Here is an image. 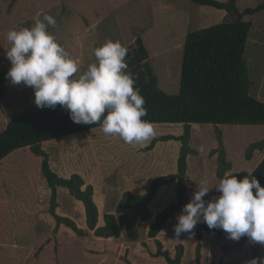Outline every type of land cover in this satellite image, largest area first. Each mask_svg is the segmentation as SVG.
Listing matches in <instances>:
<instances>
[{
	"label": "rangeland",
	"instance_id": "rangeland-1",
	"mask_svg": "<svg viewBox=\"0 0 264 264\" xmlns=\"http://www.w3.org/2000/svg\"><path fill=\"white\" fill-rule=\"evenodd\" d=\"M262 2L264 0H237V6L243 11ZM38 14L41 19L43 14H49L56 20L55 26H49L48 31L78 62L77 77L95 62V47L112 40L128 49L134 46L136 36H140L148 49L149 63L157 75L158 87L175 94L179 87L185 34L221 22L224 11L191 0H0V72L6 70L4 94L0 95V131L10 113H20L35 105L32 87L23 83L13 85L7 78L11 64L6 52L11 47L7 40L8 31L32 27ZM244 19L251 21L244 51L250 76L249 93L264 103V9L244 15ZM152 124L156 135H179L182 132L180 123ZM89 130L92 128L44 141L41 147L48 154L53 171L87 173V182L84 181L94 186L103 214L114 212L115 204L124 192V185L119 181L124 167L134 164L138 169L142 168L149 161L156 160L159 150L167 148L169 152L162 156L160 165L154 162L153 169H145L142 176L149 179L151 175L157 177L176 170L177 157H174L179 149L176 150L174 143L159 141L151 150L143 151L142 147L125 143L119 136L106 135L102 127ZM217 130L221 132L225 159L231 164L224 176L239 171L250 173L264 156V149L254 150L248 160L244 155L249 143L264 137V124L214 126L193 123L189 145L196 154L187 156L185 172L190 199L202 180H207L210 187L205 202L220 195L215 187L222 179L216 176ZM166 186L158 188L148 205L153 214L151 221L154 214L164 208L162 204L176 201V183ZM49 196L50 190L40 172V158L31 155L28 149L14 150L0 161V264H166L163 257L152 255L156 250L154 239L146 235L150 220H137V240H130L123 229L119 238H111L118 242V251L98 256L86 248L87 243L93 246H100V243L87 228L75 198L65 187L59 186L55 212L73 220L87 233L84 237L77 236L62 224L55 228L48 211ZM178 215L167 221L156 238L172 257L175 246L182 244L181 264H196L197 242L199 264H245L251 258L248 243L242 241L231 247L237 241L229 239L226 232L219 236L213 230L202 232L198 240L194 229L191 236L185 233L177 238L174 226ZM259 246L261 257L264 256V245Z\"/></svg>",
	"mask_w": 264,
	"mask_h": 264
},
{
	"label": "trees",
	"instance_id": "trees-1",
	"mask_svg": "<svg viewBox=\"0 0 264 264\" xmlns=\"http://www.w3.org/2000/svg\"><path fill=\"white\" fill-rule=\"evenodd\" d=\"M191 1L198 5L222 9L224 16L219 23L185 34L177 93L169 94L158 87L157 75L149 63L148 49L140 36H136L134 46L128 48L125 57L128 65L126 71L132 74L135 80L134 87L139 90L145 100L144 107L147 109V115L142 119L156 124H182V132L179 135L157 134L141 148L143 151H148L159 141H178L180 145L176 158V170L173 173L154 177L141 194L124 191L115 204L114 212L103 214L102 224H98V208L93 199L92 185L85 184L83 178L77 173L69 177L58 175L50 167L48 154L41 147L44 141L101 127L102 121L93 125L77 124L70 119L68 111L60 105L54 109L39 108L34 105L20 113H10L9 120L0 131V161L18 149H28L31 155L40 158V172L50 190L48 211L54 219L55 228L62 224L70 228L77 236H86L87 233L73 220L55 212L57 187H65L72 197L81 201L85 224L98 238L95 241L100 243V246L86 244V248L92 250L90 251L92 254L103 256L107 252H117L119 244L111 238H119L123 229L130 240H137L139 235L137 220L142 222L150 220L153 214L148 205L155 197L158 188L175 182L176 201L168 203L154 215L153 220L148 224L146 235L154 239L156 250L153 256L163 257L166 264H181L182 244L175 246L172 257L156 236L168 220L176 213H181L182 207L190 200L185 182L186 158L189 154H196V150L189 145L191 125L193 123L214 126L264 124V103L249 93L250 76L244 60L246 41L251 27V21L245 20L244 15H252L264 9V2L240 11L237 0ZM5 74L6 70L0 72V95L4 94ZM216 138L219 145L216 176L225 178L227 176L224 174L231 168V164L225 159L219 130H217ZM256 149H264V137L248 144L245 158L250 159L252 152ZM250 173L264 187V156ZM232 174L236 175L237 179H242L249 173L239 171ZM253 193L255 194V190ZM211 230L218 236L224 233L220 228L209 229L201 219L195 227V235L200 240L202 232L208 233ZM242 241L248 243L251 257L260 256L259 244L251 242L247 237H242L231 247H236ZM195 260L196 264H199V242L195 246Z\"/></svg>",
	"mask_w": 264,
	"mask_h": 264
},
{
	"label": "clouds",
	"instance_id": "clouds-1",
	"mask_svg": "<svg viewBox=\"0 0 264 264\" xmlns=\"http://www.w3.org/2000/svg\"><path fill=\"white\" fill-rule=\"evenodd\" d=\"M55 24L53 16L43 14L41 19L38 14L32 27L8 31L11 47L6 57L11 67L7 78L13 85L32 87L37 107L60 105L73 122L93 125L102 121L106 135L144 147L156 131L151 121L142 119L147 109L132 74L126 71L128 49L119 41H105L93 49L95 62L77 77L78 62L48 31ZM215 187L220 195L205 202L210 187L207 180L200 182L176 218L175 236H191L202 218L209 229L220 228L229 239L247 237L264 245V187L259 181L252 173L242 179L231 174ZM245 264H264V256L251 257Z\"/></svg>",
	"mask_w": 264,
	"mask_h": 264
},
{
	"label": "crops",
	"instance_id": "crops-1",
	"mask_svg": "<svg viewBox=\"0 0 264 264\" xmlns=\"http://www.w3.org/2000/svg\"><path fill=\"white\" fill-rule=\"evenodd\" d=\"M222 11H224V10H222ZM223 14V13H222ZM90 131H94V128H92V130H89L88 132H90ZM77 134V133H76ZM178 135V134H177ZM166 142H168V143H171V145L174 143L175 145H176V150L178 151V149H179V145H180V143L178 142V141H175V140H168V141H166ZM159 149V148H158ZM168 149L166 148V150L164 149V150H162V151H160L159 150V152H158V154H157V157H156V160L155 161H153V160H151V161H149V163L147 164H145L144 165V167H142V168H137L134 164L132 165V166H130V167H124V169H122L123 171L121 172V174H122V176L120 175V179H119V181L121 182V183H123V185H124V191H130L131 193H133V194H141V193H143V191L145 190V188L149 185V183H150V181L154 178V177H152V175L150 176V178L149 179H147L146 177H144V176H142L143 175V173L144 172H146L145 171V169H147V170H152L153 169V167H154V162L155 163H157L158 164V166L160 165V163L163 161V158H162V156H166L167 154H168ZM165 154V155H164ZM177 153L175 154V157L174 158H176L177 157ZM175 165V164H174ZM58 175H60V176H62V177H69L71 174H72V172H70V173H63V172H56ZM76 173H78L82 178H83V180H85L86 181V174L87 173H82V172H76ZM149 176V175H148ZM125 180V181H124ZM84 181V182H85ZM87 182V181H86ZM85 182V183H86ZM87 184V183H86ZM171 184H173V183H171ZM170 184V185H171ZM167 185H169V184H167ZM160 187H167L166 185H163V186H160ZM58 188L59 187H57V192H58ZM82 188H83V186H82ZM120 198V197H119ZM118 198V199H119ZM169 198V197H168ZM167 198V199H168ZM93 199H94V201L96 202V205H97V208H98V223L100 222V224L101 223H103V218H102V216H103V213L101 212V210H100V208H99V202L97 201V197H96V194H95V188H94V186H93ZM76 200V199H75ZM166 200V199H165ZM79 204V206H80V209H81V213H82V215L84 214V208H83V205H82V203H81V201H79V200H76ZM167 204V203H166ZM166 204H162L163 206H162V208L166 205ZM161 209V208H160ZM178 214H180V213H176V215H178ZM155 215V214H154ZM175 215V216H176ZM138 221H140V220H138ZM138 221H137V225H138ZM149 221V220H148ZM146 222V221H145ZM150 222H151V219H150ZM150 222H148V223H150ZM147 227H148V224L146 225V229H147Z\"/></svg>",
	"mask_w": 264,
	"mask_h": 264
}]
</instances>
